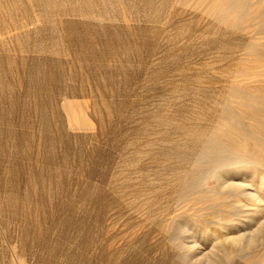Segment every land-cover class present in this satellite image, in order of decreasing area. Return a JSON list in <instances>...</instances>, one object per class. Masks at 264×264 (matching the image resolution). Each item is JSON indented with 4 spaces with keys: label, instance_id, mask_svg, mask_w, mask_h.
Instances as JSON below:
<instances>
[{
    "label": "rangeland",
    "instance_id": "374dc122",
    "mask_svg": "<svg viewBox=\"0 0 264 264\" xmlns=\"http://www.w3.org/2000/svg\"><path fill=\"white\" fill-rule=\"evenodd\" d=\"M57 1L0 0V264H264L202 257L217 203L195 185L252 28L196 0Z\"/></svg>",
    "mask_w": 264,
    "mask_h": 264
},
{
    "label": "bare ground",
    "instance_id": "6f19581e",
    "mask_svg": "<svg viewBox=\"0 0 264 264\" xmlns=\"http://www.w3.org/2000/svg\"><path fill=\"white\" fill-rule=\"evenodd\" d=\"M194 2L195 5L217 13L222 20L234 14L232 18L234 24L252 28L249 45L247 44L248 47L245 48L250 51L247 55L250 57L249 64L235 73L229 108L220 115L216 129L213 128L210 136H207L197 159L198 163L205 165V169L202 176L195 181V185L202 188L199 191L204 200L217 203L213 205L216 204L217 216L214 219L210 218L213 224L212 231L216 233H211V248L204 251L202 257L207 256L210 251L226 252L228 246H237L244 251L264 250V27H262L264 17H260L259 12L261 6H264V0ZM247 7L252 9L251 17L244 16L243 10ZM86 109L84 105L76 107L71 104L68 108L70 122L89 128L91 124L86 118ZM207 178L214 180L213 186L205 184ZM194 246L191 245L190 248L193 249ZM198 248L197 246V250ZM203 250L204 248L201 251Z\"/></svg>",
    "mask_w": 264,
    "mask_h": 264
}]
</instances>
